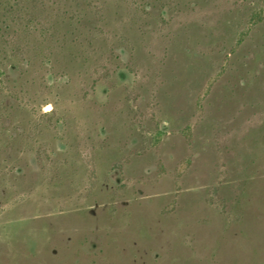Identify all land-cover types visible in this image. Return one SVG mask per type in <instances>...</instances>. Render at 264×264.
Instances as JSON below:
<instances>
[{"label": "rangeland", "instance_id": "obj_1", "mask_svg": "<svg viewBox=\"0 0 264 264\" xmlns=\"http://www.w3.org/2000/svg\"><path fill=\"white\" fill-rule=\"evenodd\" d=\"M0 264H264V0H0Z\"/></svg>", "mask_w": 264, "mask_h": 264}]
</instances>
